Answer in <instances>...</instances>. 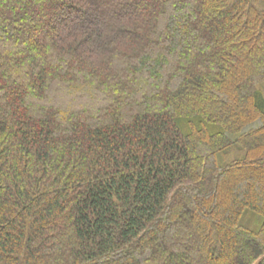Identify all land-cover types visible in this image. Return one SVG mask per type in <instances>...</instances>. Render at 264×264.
Segmentation results:
<instances>
[{
  "label": "trees",
  "instance_id": "1",
  "mask_svg": "<svg viewBox=\"0 0 264 264\" xmlns=\"http://www.w3.org/2000/svg\"><path fill=\"white\" fill-rule=\"evenodd\" d=\"M261 84L264 0H0V264H264Z\"/></svg>",
  "mask_w": 264,
  "mask_h": 264
},
{
  "label": "rangeland",
  "instance_id": "2",
  "mask_svg": "<svg viewBox=\"0 0 264 264\" xmlns=\"http://www.w3.org/2000/svg\"><path fill=\"white\" fill-rule=\"evenodd\" d=\"M259 89L262 91L263 95H264V84L259 85ZM232 156V154H231ZM149 264H153V263H149Z\"/></svg>",
  "mask_w": 264,
  "mask_h": 264
}]
</instances>
